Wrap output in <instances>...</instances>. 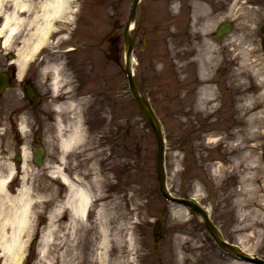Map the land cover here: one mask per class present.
<instances>
[{
  "label": "rangeland",
  "instance_id": "rangeland-1",
  "mask_svg": "<svg viewBox=\"0 0 264 264\" xmlns=\"http://www.w3.org/2000/svg\"><path fill=\"white\" fill-rule=\"evenodd\" d=\"M111 1L89 4L92 25L101 21L90 29L89 42L99 47L75 57L77 71L72 81L75 96H84V139L82 147L68 157L74 175L87 185L95 202L85 219L77 221V232H70L66 211L49 218L57 200L51 194L53 180L31 173L27 186L35 202L30 236L23 238L24 264L43 262L39 240L50 222L56 230L51 242L65 247L72 238L75 264H232L216 249L199 216L168 202L158 192L154 134L129 93L124 73L119 28L128 8L123 16L118 11V17H110ZM223 2L150 0L153 12L145 16L139 33L131 36L135 63L130 67L139 92L149 99L162 123L170 194L196 198L227 240L264 259V56L259 48L264 0L231 1L228 11L232 15L224 19L233 25V41L228 42L232 50L201 44L197 52L185 29L192 11L201 21L204 12L215 16ZM170 3L180 17L171 15ZM117 34L116 53L109 47ZM142 37L147 42L144 46ZM198 55L205 72L217 83L201 95L195 88ZM111 100L116 102L115 114ZM200 102L201 107L195 105ZM66 111L69 120L71 115L76 120L75 110ZM251 113L257 119L252 128L246 125ZM244 124L247 137L239 134ZM47 150L52 157L54 147ZM58 191L60 202L63 190ZM159 219L162 223L156 238L153 228ZM33 239H37L35 245ZM154 243L158 244L159 260ZM63 247L55 253H62Z\"/></svg>",
  "mask_w": 264,
  "mask_h": 264
},
{
  "label": "flooded vegetation",
  "instance_id": "flooded-vegetation-1",
  "mask_svg": "<svg viewBox=\"0 0 264 264\" xmlns=\"http://www.w3.org/2000/svg\"><path fill=\"white\" fill-rule=\"evenodd\" d=\"M53 1L0 0V175H6L8 168L13 165L15 176L8 186L9 191L15 190L19 184L23 164L21 153L26 146L32 150L34 147L44 149L40 158L42 165L38 168L42 170L48 167L45 160H48L46 149L50 142L54 146L51 167L58 166V115L54 107L58 90L53 86L59 78L58 66L61 67L62 75L73 80L77 71L74 68L75 57L88 53L91 47H99L98 43L89 42L90 29L101 25L99 19L92 25L89 4L95 6L99 0H79L77 3L76 0H67L62 14L55 10L47 17ZM133 1L112 0L108 6L113 17H118V11L123 16ZM227 1L224 0L216 16H230L226 11ZM168 10L172 15L176 13L172 3L168 4ZM136 11L138 18L133 30L135 35L142 28L145 16L153 12L150 0H139ZM39 24L44 27V33L37 36L36 27ZM114 29L118 30L117 21ZM215 32L203 39L198 35L195 42L201 46L205 40L221 50H230L232 47L223 43L224 39L228 41V35L215 39ZM117 42L118 37L113 46L115 52ZM260 48L264 50L262 40ZM110 107L115 114L116 102L112 103L111 100ZM22 122L25 124L24 130H21ZM33 161L31 158V166ZM67 167L66 164L62 169L69 173ZM230 259L237 261L233 255H230Z\"/></svg>",
  "mask_w": 264,
  "mask_h": 264
},
{
  "label": "bare ground",
  "instance_id": "bare-ground-1",
  "mask_svg": "<svg viewBox=\"0 0 264 264\" xmlns=\"http://www.w3.org/2000/svg\"><path fill=\"white\" fill-rule=\"evenodd\" d=\"M196 3H198V6H203L204 8H206V6L201 4L199 1L194 2L195 5ZM66 5L67 0H54L47 17H50V15L55 10L62 14L64 11V6ZM45 15L46 13L43 14V16ZM206 18L207 17L205 16L204 19ZM207 23L208 20H204V23L202 25V32L207 30ZM12 30L13 29H11V31ZM43 33L44 27L39 24L36 27V34L37 36H39L43 35ZM197 59V62L200 64V66H202L199 56ZM134 63L135 60L133 57H131L130 65H133ZM60 74L61 67L59 65V78L58 81H55L56 90H61L62 78H60ZM200 75L202 77L204 76V74L202 73V69ZM209 87L210 86H208L207 88ZM201 90L203 94L204 88H202ZM58 94L59 95L57 96V102L55 104L58 115H60V111L64 108L71 109V113H74V110L78 113V117L76 118V120L74 117H72L64 124L65 127H67V134L60 136V147L62 149L61 154H63L64 151H71L75 150V148L82 147L81 142H83L84 139V131L81 124V108L82 104L84 103L82 100L84 99H75L72 96H69L70 90H64V92L62 93L59 91ZM200 105H202V102L198 103L199 107H201ZM57 120V131L58 133H61L63 130V127L61 125L62 122L58 117ZM256 120L257 119H255L254 114L251 113L249 114L248 120H246V125L251 128L255 127L253 125L257 124ZM246 125L244 124L242 131H239L241 137L248 136L245 132ZM24 129L25 124L22 122L21 130ZM250 135L252 136V134ZM22 152L24 161L21 166L22 175L19 178V183L21 184L20 187H18L13 193L8 190V186H10L9 180L15 176L13 175V165L8 168L6 175H0V264H24L26 240H24L23 238L30 236L29 231L31 229L33 219L32 207L35 200L31 195L30 187L27 186V181L29 179L28 174L30 169V167L27 165V160L29 157L28 149L25 147L22 149ZM60 161H63V155L60 156ZM61 162L53 169L52 167L48 169V174L53 175L52 177H55L56 179H58V181L65 185V194L60 202H58L59 200L53 202L54 208L51 210L49 218L53 219L54 217H57L61 212L66 211L69 214V219L66 227L69 228L70 232L74 231V233H76L77 221L80 222V220L83 221L85 219L88 211L94 203V198L91 194L90 189L83 183L80 177L75 175L67 176V174L64 173L61 167ZM51 194H53V191ZM101 211L103 212V209L98 210V215L100 216L102 215ZM185 212L187 211L185 210ZM55 232L56 230L54 224L50 222L45 234H42V236H40L39 256L40 260L43 261L41 262V264H75L72 260L74 259V256L71 255L75 248V244H73L71 240L72 238H70L69 244H67L68 246L63 247L59 243L58 245L54 244V242H51V240ZM103 233H105L104 229ZM101 245L102 248L105 247L104 241L101 243ZM62 247L64 248V251H61L62 253H55V251H60ZM98 257L101 258V253Z\"/></svg>",
  "mask_w": 264,
  "mask_h": 264
},
{
  "label": "water",
  "instance_id": "water-1",
  "mask_svg": "<svg viewBox=\"0 0 264 264\" xmlns=\"http://www.w3.org/2000/svg\"><path fill=\"white\" fill-rule=\"evenodd\" d=\"M134 10L133 8L130 11V15L128 18V21L124 28V44H125V51H126V66H125V72L129 84V89L133 97L135 98L136 102L139 105V108L143 114V116L147 119L148 123L150 124L154 135L156 139L157 144V150H156V172H157V181L159 185V191L161 195L167 199L168 201H171L176 204H180L183 206H186L193 210L195 213H198L204 220L205 226L207 227L210 235L213 237L214 241L217 243V245L225 252H229L231 250H234V252L244 258L246 261L255 263V264H264V260H261L259 258H253L249 256L248 254L242 252L237 246H231L224 242L221 238V234L219 233L218 229L212 224L210 219L208 218V215L201 210L199 206L194 204L192 200H187L179 197H174L171 195H168L165 191L164 187V175H163V142H162V134L160 130V122L157 119L154 111L152 110L149 103L145 102V100L138 94L136 90V86L134 83V80L132 78V73L129 68V57H130V50H131V43L128 39V25L130 23V20L133 18ZM158 228L159 225L155 227V234H158ZM155 252H158L157 246L155 245Z\"/></svg>",
  "mask_w": 264,
  "mask_h": 264
}]
</instances>
